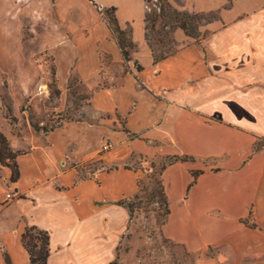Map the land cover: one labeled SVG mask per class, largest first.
I'll use <instances>...</instances> for the list:
<instances>
[{"label": "crops", "instance_id": "obj_1", "mask_svg": "<svg viewBox=\"0 0 264 264\" xmlns=\"http://www.w3.org/2000/svg\"><path fill=\"white\" fill-rule=\"evenodd\" d=\"M49 3L0 0V68L21 56L28 19L54 54L59 90L74 74L95 89L93 121L30 129L11 143L20 175L13 182L0 163V264H31L30 226L49 234L47 264H132L133 250L120 249L131 214L118 203L140 191L137 160L158 157L187 158L161 175L170 206L163 231L198 255L192 264H215L205 252L222 246L234 251L229 264H264V35L239 40L218 29L200 39L203 48L192 43L156 62L145 0ZM113 7L135 44L129 62L101 13ZM106 57L110 85L96 88ZM89 161L85 178L78 165ZM251 216L254 227L243 222Z\"/></svg>", "mask_w": 264, "mask_h": 264}, {"label": "rangeland", "instance_id": "obj_2", "mask_svg": "<svg viewBox=\"0 0 264 264\" xmlns=\"http://www.w3.org/2000/svg\"><path fill=\"white\" fill-rule=\"evenodd\" d=\"M145 2L147 13H160L162 0ZM169 2L183 14L204 15L199 27L200 39L210 38L214 30L228 27H230L228 35L239 40H245L240 38L245 35H264V0H169ZM50 3L56 4V0H50ZM23 22L21 56L14 52V59L5 60L3 69L0 68V132L8 137L12 150L11 143L27 140L30 129L47 134L52 128H58L71 121H93L90 100L95 89L89 88L74 74L68 88L64 91L59 90L54 54L44 48L40 29L34 32L28 19ZM166 22L170 23V18L156 24L155 32L161 33L159 35L154 33L153 42L158 38L164 40L166 47H172L174 54L182 48H188L192 43L203 48L201 40L195 42L180 28L171 29L165 26L162 29ZM11 44L14 45V42ZM162 45L156 42L157 55H160ZM102 66L101 80L98 83L99 87L96 88L110 85L109 77L114 69L111 59L104 58ZM118 120L124 125L125 121L121 116ZM45 129L49 131L45 132ZM262 144L264 141H259V145ZM25 147V144H22L20 152L25 151ZM167 161V158L162 157L152 160L142 158L134 164L135 168L143 169L146 176L141 179L139 199L131 198L135 208L134 216L120 246L121 251L128 254L133 250L132 264H192L198 258L197 254L190 253L183 244L169 239L163 231L165 209L157 180L160 179L161 167ZM78 168L83 171V177L88 178L94 166L89 161L78 165ZM256 220L251 216L243 222L254 227L257 225ZM205 255L213 259L215 264H229L234 260V251L224 246L210 247ZM247 260L250 262L251 258L248 257Z\"/></svg>", "mask_w": 264, "mask_h": 264}, {"label": "trees", "instance_id": "obj_3", "mask_svg": "<svg viewBox=\"0 0 264 264\" xmlns=\"http://www.w3.org/2000/svg\"><path fill=\"white\" fill-rule=\"evenodd\" d=\"M150 1V0H148ZM160 13H147L145 17L146 23V33L145 38L150 47L154 60L156 62L164 60L174 53L172 52V47H166L164 40L158 38L156 42L162 45V50L160 55L156 54V42L154 41V33L158 35L161 33L160 31H156V24L159 21H163L165 18H170V23H165L164 27L169 26L172 28H180L182 29L186 35L190 38L196 39L197 41L200 40V31L199 27L201 25V19H204L203 14H183L178 11L173 5L169 2V0H162V5L159 7ZM104 20L106 21L112 36L116 40L119 48L122 51L123 57L126 62L131 61L130 51L135 48V44L133 42L131 31L124 30L121 28L118 18L116 16V8H109L101 11ZM137 69L142 70V67L137 64ZM56 128H52L50 131L55 130ZM49 130L45 129V132ZM49 131V132H50ZM17 156L18 153H15L9 146L7 138L0 132V163L3 166L9 167L12 170V177L11 180L13 182L17 181L19 178V169L17 164ZM187 158H179V157H167V162L161 167L160 169V179L157 180V184L160 187V196L161 202L164 205L165 213L164 219L162 221V225H166L170 215V206L169 201L166 195V191L164 185L162 183L161 175L163 171L173 163L179 160H186ZM197 175V174H196ZM141 180L138 181V185L140 187V191L134 196V199H139L141 194ZM121 206L126 207L130 214L131 219L134 216L135 208L131 199H125L118 203ZM40 242V244H39ZM23 243L26 249L30 254L31 264H47L48 258L50 256V249H49V234L46 231H42L36 226L27 227L24 234H23ZM117 264V263H112Z\"/></svg>", "mask_w": 264, "mask_h": 264}, {"label": "built area", "instance_id": "obj_4", "mask_svg": "<svg viewBox=\"0 0 264 264\" xmlns=\"http://www.w3.org/2000/svg\"><path fill=\"white\" fill-rule=\"evenodd\" d=\"M110 148H111V145L109 143H105L104 146H103L104 150H109Z\"/></svg>", "mask_w": 264, "mask_h": 264}]
</instances>
